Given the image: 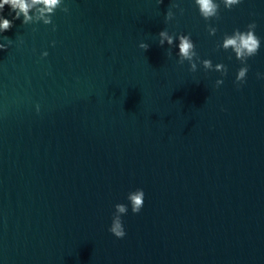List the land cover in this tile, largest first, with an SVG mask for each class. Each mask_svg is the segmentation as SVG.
I'll use <instances>...</instances> for the list:
<instances>
[{"label":"water","instance_id":"95a60500","mask_svg":"<svg viewBox=\"0 0 264 264\" xmlns=\"http://www.w3.org/2000/svg\"><path fill=\"white\" fill-rule=\"evenodd\" d=\"M215 2L205 21L194 0H62L52 24L0 33V264H264V0ZM253 22L238 86L217 45ZM162 30L213 70L177 63Z\"/></svg>","mask_w":264,"mask_h":264},{"label":"clouds","instance_id":"9594fccd","mask_svg":"<svg viewBox=\"0 0 264 264\" xmlns=\"http://www.w3.org/2000/svg\"><path fill=\"white\" fill-rule=\"evenodd\" d=\"M162 0H158L161 3ZM241 0H220L225 9H231L233 6L240 3ZM195 5L198 7L199 15L205 20L210 18H218L219 3L215 0H194ZM5 5L9 7V14L12 15V19H6L0 15V33L6 32L13 27V21L16 19H22V24H34L36 22H41L45 25L52 24L51 15H53L56 9L60 8L61 11L67 13L68 7H62V0H0V13L3 12ZM172 7H178L177 4H173ZM183 13V9H180ZM31 13V14H30ZM173 12L171 8L165 13V21L171 20L173 18ZM256 24L249 23L246 26V31L234 30L231 35H224L222 43L217 45L218 48H222L227 51L231 49L234 53L235 58L240 61L243 65L240 67L236 73L235 81L238 86L242 84L245 80L246 73L248 72V66L246 61L249 57L254 56L259 47L260 40L254 34V29ZM52 30L55 31V25L53 24ZM207 31L209 35H214L216 29L214 27L208 26ZM174 38L178 43L176 47L177 52V63L183 64L185 61L189 64V70L195 72L197 69V61L202 65L204 70H213V64L210 60L204 59L200 60L198 54L195 51L194 44L190 39L189 35L177 34L175 37L170 35L167 30H162L158 33V45L163 47L165 44L172 46L174 43ZM7 43L0 44V50H6L11 44V39L4 36ZM55 42H53V45ZM139 47L144 51H147L149 45L146 43H140ZM171 55V52H168ZM41 56H47V52H42ZM215 71L221 73V76L227 73V68L221 63L215 65ZM260 74L258 73L257 76ZM223 81L217 80L215 83L219 86ZM128 205H130L131 212L137 214L143 207L144 203V192L142 189H136L127 194L126 197ZM128 205L118 203L114 205V213L112 216L111 225L108 231L114 235L116 238H123L125 236V231L122 225L121 216L126 214L128 211Z\"/></svg>","mask_w":264,"mask_h":264}]
</instances>
